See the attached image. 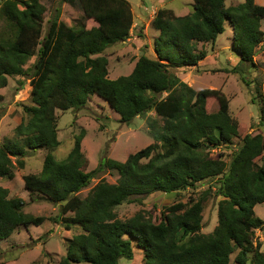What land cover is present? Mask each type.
<instances>
[{
	"label": "trees",
	"instance_id": "trees-1",
	"mask_svg": "<svg viewBox=\"0 0 264 264\" xmlns=\"http://www.w3.org/2000/svg\"><path fill=\"white\" fill-rule=\"evenodd\" d=\"M193 1L194 11L184 17L171 9L157 10L152 21L159 32L156 58L141 56L130 75L116 80L108 77L109 61L103 53L131 37L135 17L127 0H62L78 6L83 18L97 26L68 27L54 17L43 40L46 7L40 0L2 3L8 27L0 36V90L9 78L30 76L34 105L24 107L30 119L16 128L21 140L0 145V179L14 178L12 159L26 157L25 147L49 149L41 173L23 178L25 188L31 196L38 194L61 206L57 222L68 229L79 225L84 231L70 241L58 264H119L133 259L135 244L143 250L145 264H233L236 251V264H264L262 245L253 242L255 230L264 226L255 214V207L264 203V137L246 135L228 164L210 159L204 142L232 143L239 136V124L223 92H197L174 72L205 59L208 54L197 52L198 44L215 43L227 22L234 27L233 44L241 63L254 65L264 36V5L255 0L231 7L226 0ZM94 95L106 100L128 126L153 112L162 118V128L148 119L156 143L124 163L106 158L86 173L82 132L67 158L57 160L52 153L61 145L56 110L81 109ZM209 98L218 103L216 112L207 111ZM105 169L116 170L119 181L101 182L85 200L77 196ZM215 178L216 196L222 200L218 225L210 234L202 233L207 194L165 207L158 223L144 213L123 221L115 212L142 196L186 191ZM25 206L23 199H11L9 190L0 186V241L21 227L44 224V217L25 213ZM69 213L73 218L66 217Z\"/></svg>",
	"mask_w": 264,
	"mask_h": 264
},
{
	"label": "rangeland",
	"instance_id": "rangeland-1",
	"mask_svg": "<svg viewBox=\"0 0 264 264\" xmlns=\"http://www.w3.org/2000/svg\"><path fill=\"white\" fill-rule=\"evenodd\" d=\"M4 1L0 0V36L8 27L1 12ZM127 1L133 13L135 12V23L142 27L132 30L130 37L132 41L117 43L103 53L109 61L108 77L111 80L130 75L143 55L151 59L156 58L154 43L159 32L152 27V21L156 16L154 12L167 8L176 16L184 17L194 11L193 0ZM40 2L46 7L41 40L47 35L54 17H58L59 22H63L68 27L77 28L84 24L90 29L97 26L93 20L87 21L83 18V12L78 6L62 0H40ZM245 2L246 0H226V6H237ZM255 3L264 5V0H255ZM261 30L264 33V20L261 21ZM233 42L234 27L227 22L225 32L215 43L198 44L197 52L206 51L208 54L205 59L195 66L181 67L174 71L183 83L195 91L219 90L228 98L230 113L239 124V136L234 138L232 143L219 146L204 142L210 159L221 160L227 164L246 135L264 137V36L254 58V65L250 66L248 63H241V57ZM138 46L141 49H138ZM34 60L29 61L26 67L31 66ZM29 78L30 76L9 78L7 87L0 90V145L16 143L20 139L16 135V128L30 119L24 110V107L34 105ZM206 108L210 113L216 112L218 103L214 98H209ZM55 115L61 145L52 151L53 155L57 160L66 159L75 147L76 138L83 132L81 150L87 160V166L84 168L86 173L99 168L101 161L106 158L124 163L130 155L155 144L149 127V118L156 120L159 128L164 126V120L157 117L154 112L135 118L128 126L121 122V116L111 109L106 100L97 95L91 97L88 104L81 109L56 110ZM25 151L26 157L12 159L14 178L0 179V186L9 190L11 199L21 198L26 202L25 213L42 216L46 221L40 227H21L9 238L0 241V264H58L66 256L70 241L84 231L79 225H72L68 229L63 222H57L61 206L41 198V195L31 196L27 191L23 178L27 175L40 174L50 151L44 147L36 150L25 147ZM258 162L261 163L260 159ZM119 178L120 175L116 170L105 169L96 173L90 185L77 196L85 200L101 182L116 184ZM217 180L215 178L204 181L186 191L170 194L155 192L145 195L140 201L122 204L115 212L123 221L138 213H144L158 223L165 207L179 202L197 201L207 194L204 197L202 233L210 234L218 225V204L222 200L221 197L216 196ZM255 214L264 221V203L255 207ZM73 216L72 213L66 215L68 218ZM253 242L254 246L260 243L264 252V226L255 230ZM133 251L132 260L121 259L119 264H145L143 250L135 244ZM238 252L232 255L231 263L236 264L234 259ZM249 258H253V253Z\"/></svg>",
	"mask_w": 264,
	"mask_h": 264
},
{
	"label": "crops",
	"instance_id": "crops-1",
	"mask_svg": "<svg viewBox=\"0 0 264 264\" xmlns=\"http://www.w3.org/2000/svg\"><path fill=\"white\" fill-rule=\"evenodd\" d=\"M145 10H148V9H147V8H145ZM145 10H144V11H145ZM134 13H135V12H134ZM156 13H157V11H156ZM156 13L154 12V14H155V15H156ZM139 25H140V24H136V23H135V24H134L133 31L135 30V28H136V27H139V28H141V27H142V26H139ZM131 36H132V35H131ZM128 40H129V41H130V40L132 41V39H131V38H129ZM143 45H144V44H143ZM137 48H138V49H141V47H140V46H138Z\"/></svg>",
	"mask_w": 264,
	"mask_h": 264
}]
</instances>
